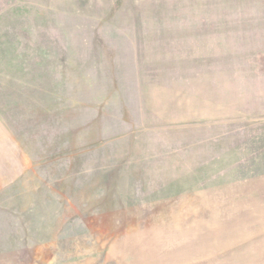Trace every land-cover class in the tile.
<instances>
[{
  "label": "rangeland",
  "instance_id": "1",
  "mask_svg": "<svg viewBox=\"0 0 264 264\" xmlns=\"http://www.w3.org/2000/svg\"><path fill=\"white\" fill-rule=\"evenodd\" d=\"M0 264H264V0H0Z\"/></svg>",
  "mask_w": 264,
  "mask_h": 264
}]
</instances>
